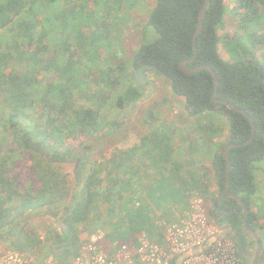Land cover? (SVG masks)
Instances as JSON below:
<instances>
[{"label":"trees","instance_id":"obj_1","mask_svg":"<svg viewBox=\"0 0 264 264\" xmlns=\"http://www.w3.org/2000/svg\"><path fill=\"white\" fill-rule=\"evenodd\" d=\"M78 1L73 4V11L81 10L76 6L90 9L91 0H80L83 5L79 6ZM204 2L156 0L138 30L141 44L134 55L115 62L112 59L107 62L108 69L99 68L101 74L89 80L92 69L89 62L81 67L82 57L78 61L67 57L68 60L60 53L64 46L55 40L58 23L68 19L59 15H65L67 0H0V151L10 138L15 142L10 151L0 152V239L9 240L24 233L30 238L26 252L32 255L48 250L47 255L56 256L59 261L79 255L81 246L89 241L92 227L104 228L111 240L131 246H138L140 236L162 245L165 226L160 221L171 210L176 220V213L189 208L193 191L214 204L217 196L210 191V171L204 166L207 161L211 162L224 208L232 209L228 214L230 226L238 233L245 232L243 206L225 191L224 152L227 146L243 145L251 138V122L226 105L212 102L214 81L209 71L187 75L180 67L195 55L194 35ZM233 2L234 8L230 9L231 3L226 0H210L196 42L197 58L188 67L210 66L220 83L217 99L243 109L254 120L253 141L229 152L230 190L249 207L247 222L255 229L254 224L262 215L253 212L251 206L258 188L257 165L264 163V62L250 54L233 62L225 61L220 54L219 30L225 15L232 13L238 18L245 39L255 46V31H260L264 22V0ZM149 28L158 35L152 42H147ZM54 35L51 53L45 42ZM69 49L66 45L65 50ZM73 50L79 51L76 46ZM149 75L164 80L176 97L184 99L189 127L195 128L196 135V138L189 136L192 142L188 146L189 156L177 132L166 133L162 135V148L154 146L144 154L137 149L117 150L101 163L94 160L79 188H72L60 168L62 163L75 158L70 152L107 128L110 129L103 138L115 136L122 121L120 118L108 120L100 111L102 105L79 106L76 100L84 96L87 102L95 104L100 98L105 103L116 93L113 107L130 114L146 95ZM87 89L90 94L81 95ZM32 112L38 113L39 118L35 120L38 124L34 128L26 127ZM213 114L221 115L225 122L213 118ZM146 115L144 124L151 125L148 121L154 119L153 114ZM175 137L178 140L173 143ZM217 139L223 141L217 142ZM41 146L50 149L54 161L41 153ZM178 147L175 159L183 163L191 159L192 163L185 166L178 161L173 163L174 168L167 170L171 153ZM141 156L153 160L152 167L154 164L157 169L170 172L165 183L173 180V186L158 191L153 184L145 189L139 185L142 178L136 165L142 167ZM183 167H187L185 172ZM72 192L77 198L70 213L61 217V229L51 227L45 242L27 235L23 230L24 215L43 213L44 207L65 200ZM58 241L67 245L63 251L57 252L58 246L51 247L53 242L59 245ZM236 250L242 259V251Z\"/></svg>","mask_w":264,"mask_h":264},{"label":"rangeland","instance_id":"obj_2","mask_svg":"<svg viewBox=\"0 0 264 264\" xmlns=\"http://www.w3.org/2000/svg\"><path fill=\"white\" fill-rule=\"evenodd\" d=\"M67 1L69 2V8H66L65 15H59L61 18L66 16L68 18L67 20H70V24L67 20L58 23L56 33L59 37L57 36L55 40L58 39V44L64 46L61 48L62 50L60 53L65 58L69 57L73 61H78L80 57H82V63H80L81 67L89 62V65L92 68L91 72L88 74L89 80L97 78V76L101 74V68L103 70L108 69L109 66L107 62H111L112 59H114L113 62H115V60L121 59L124 56L131 58L134 55L141 44L138 30H140L141 24L144 23L150 11L156 4V0H91L90 9H88V7L84 8V6H79L80 4L83 5L79 0V7L75 6L81 10L73 11L75 0ZM226 1L231 3L229 7L230 9H233L235 5L233 0ZM67 15H69V17ZM148 30L149 38L147 42L156 40L158 35L155 30L152 28H149ZM259 30L260 31H255L257 38L253 39H255L256 45L252 46L251 43L245 39L238 18L232 13L226 14L223 26L219 30V36L221 38V57L225 61L233 62L250 54L259 57L262 62H264V22L261 24ZM51 37V40L48 39L45 44L50 46L52 53L54 48H52L51 45H53V37H55V35ZM66 45L67 47H70L71 50H65ZM74 46L78 48L79 53L73 50ZM73 51L74 54L72 55ZM95 62H97V64ZM97 71H100V73ZM147 80L149 86L146 95L143 100L139 101L135 109H133V112L130 114H128L126 110L113 107L117 98L116 93L111 99H109V101H107L108 104L107 102L104 103L100 98L96 99L95 104H93L87 102L86 99L83 98L84 96L79 97L78 95L79 98L77 100L75 97L76 104L79 106L96 107L97 105H102L100 111L108 120L117 118L122 119L121 126L116 130L115 136L100 138L99 141L101 145L95 157L97 163L103 162L104 159H109L117 150L127 152L137 149L144 154L148 148L150 149L154 146H161L162 135L166 133L171 134V132L174 131L177 132L178 139L180 138L182 140V143L185 145L184 152L189 156L190 151L188 146L192 145L189 136H192L193 138L196 135L193 134L195 128L191 130L189 127V117L185 110L184 99L176 97L171 92V88L164 84V80L151 75L147 77ZM84 93L89 95V89L81 95H85ZM147 113L153 114L154 119L148 121L151 125L144 124V117L147 116ZM31 116L32 118L26 121L25 126L34 128L36 124H38L35 120L36 118H39V115L36 112H32ZM212 117L219 118L221 121L225 122L221 115L213 114ZM109 129L110 128H107L106 132H108ZM94 136H96V134ZM178 139L175 137L173 143L177 142ZM221 141L223 140L217 139V142ZM14 144V140L10 138L8 142L4 144V148H11ZM177 150H179V147L171 153L172 155L170 154L171 164H167V170H169V168H174L173 166L175 164L173 163H177L178 161L181 162L180 160L175 159V156L178 153ZM141 158L144 160V163H142V167L137 164V170H146L150 160L149 158L145 159L143 156H141ZM160 159H162L161 155ZM29 162L30 160L28 159L27 163ZM181 163L185 166H189L190 163H192V160L187 159L186 162ZM204 166L210 171V191L217 196V199L219 198L218 195H220V193L214 180V174L211 171V162H205ZM60 168L61 172L67 176L69 184L73 188L75 184L73 177L75 165L71 162L70 164L61 165ZM186 168L187 167H183V172H185ZM181 175L185 176L184 173ZM256 175L258 188L257 193L253 198L251 209L253 212L257 214L261 213L262 215H260V220L254 224L255 229H253L258 236L261 237L260 240L263 241L262 254H264V163L257 165ZM185 177L187 178V176ZM189 204L190 206L188 209L184 210L182 213L178 212L175 214L177 218L176 220H174L173 215L171 214L173 211L171 209V212L167 216L164 215V220L160 221V224L165 226L164 236H166L167 228L170 226L182 229L183 220H185L184 227L187 225H194L195 222L203 223L206 231L204 236L206 237H209L212 233L219 234V228L210 215V211L213 210L212 201L207 200V198L202 196V194L197 193V191H193L189 199ZM165 209L166 208H164V211ZM49 210H51L50 206H48L47 210L43 213L26 215L27 218L25 219V227L23 230L27 235L38 237L41 242H45L48 237H50L48 236V232L51 227L61 229V224L58 221H55L54 216L48 214ZM170 210H166V212ZM181 218L185 219L180 220ZM97 231V235L100 234V236H107L108 230L106 231L104 228L95 230L94 227H92V229L90 228L91 234L89 236H92L94 233L96 234ZM29 240L30 238L24 236V233L9 238V240L0 239V257L9 252L20 251L29 254V256L34 258L36 262L40 264L44 262L47 263V261L50 264H69L74 258H65L60 260V262L59 259H56L53 255H47L48 250H43L42 253L37 252L31 255L26 252L29 250ZM58 242L59 245L54 242L51 243V247L55 249L58 246L60 247V250H58V248L57 252L63 251L64 247L67 245L64 244V242ZM165 245L166 243H164V247ZM204 248L206 247L204 246ZM253 250L255 249L253 248Z\"/></svg>","mask_w":264,"mask_h":264},{"label":"built area","instance_id":"obj_3","mask_svg":"<svg viewBox=\"0 0 264 264\" xmlns=\"http://www.w3.org/2000/svg\"><path fill=\"white\" fill-rule=\"evenodd\" d=\"M182 222V229L172 226L167 228L165 247L146 236H140L138 246L121 243L115 244L114 249H106V236L97 235V231L69 264H177L180 257H184L183 264H244L232 240L217 239L209 245L218 233L206 237L203 223L195 222L194 225L184 227L185 220ZM0 264L40 263L27 253L14 251L1 256ZM41 264L50 263L47 261Z\"/></svg>","mask_w":264,"mask_h":264},{"label":"flooded vegetation","instance_id":"obj_4","mask_svg":"<svg viewBox=\"0 0 264 264\" xmlns=\"http://www.w3.org/2000/svg\"><path fill=\"white\" fill-rule=\"evenodd\" d=\"M106 130H104L103 132L97 133L96 136L89 137L85 141V143H83L81 146H78L77 148L73 149L70 152V154L74 156L75 158L62 163L63 165V164H70L71 162H73V164L75 165L74 174H73L74 183H75L73 186L74 189L79 188V183L80 184L82 183L84 179V175H86V173L90 171L89 169L91 168L95 160V157L98 153L99 147L101 145L99 140L100 138L103 137L104 133H106ZM94 138L97 139V142L93 140ZM3 148L4 146L1 148L0 152L4 150L10 151L9 147L8 149L6 147L4 149ZM39 148L41 149L40 151L42 154H44V156H48L49 159L54 161V159H52L53 154L48 147L41 146ZM76 198H77V195L72 192L70 196L66 198L65 200L59 201V202H56V204H50L44 207V211L47 210L48 206H50L51 210L48 211V214L50 216H54L55 221L60 222L62 216L70 213L72 205L75 203ZM229 213H232V209H225L220 198H217L216 200H214L213 210L210 211V215L215 220L219 228V235H220L219 239L230 237L232 241L234 242L236 248L242 251L243 253L242 259L244 261V264H253L255 257H256V251H257L256 238L255 236H252L245 230L244 225H243V228L245 232L238 233V231L234 230L230 226V223H229V215H228ZM23 218L26 219L27 218L26 215H24ZM17 224L19 223L17 222ZM4 231L7 233L9 232V229L5 228ZM259 238L261 239L260 236ZM253 248L255 250H253ZM262 263H264V261L261 260L260 258V264Z\"/></svg>","mask_w":264,"mask_h":264},{"label":"water","instance_id":"obj_5","mask_svg":"<svg viewBox=\"0 0 264 264\" xmlns=\"http://www.w3.org/2000/svg\"><path fill=\"white\" fill-rule=\"evenodd\" d=\"M209 4H210V0H205L204 5H203L202 9L200 10V21H199V24L197 26V29H196V32H195V35H194L195 55H194V57L192 59L182 62L180 64V67L183 70V72L185 74H187V75H193V74H196V73H198V72H200L202 70L209 71L211 73V75L213 77V81H214V93H213V96H212V102L214 104L226 105L230 110H233L236 113L244 115L251 122V125H252V136H251V138L246 143H244L243 145H229L225 149V152H224L225 161H226V187H225V191H226V193H227V195L229 197L237 200L244 207V217H243L244 228L249 234H251L252 236H255L256 243H257L256 257H255V260H254L253 264H260V258H261V254H262L263 245H262V242L260 241V238H259L258 234L254 231V229L251 226L248 225L247 219H248V216H249V213H250V209L247 206V204L244 202L242 197L234 194L230 190L231 157H230V152L229 151H230L231 148H234V147H238L239 148V147H242V146L249 145L253 141V139H254V137L256 135V125L254 123L253 118L246 111H244L243 109L238 108L237 106H235V105H233V104H231L229 102L217 99V93H218V90H219V84L220 83H219V80H218V77H217L215 71L210 66H202V67H197V68H189L188 67V64L193 62L197 58V53L198 52H197L196 42H197L198 36L200 35V33H201L202 29H203L204 20H205V17H206V11H207V8H208ZM93 140L95 142H97L96 138H94ZM219 238H220V235L218 234L215 238H212L210 240L209 245H211L213 242H215ZM183 261H184V257H180L178 262H177V264H183Z\"/></svg>","mask_w":264,"mask_h":264},{"label":"crops","instance_id":"obj_6","mask_svg":"<svg viewBox=\"0 0 264 264\" xmlns=\"http://www.w3.org/2000/svg\"><path fill=\"white\" fill-rule=\"evenodd\" d=\"M152 161L153 160H151L149 164H151ZM138 171L140 172L139 176L142 178V179H140V184L139 185H142V187L145 186L144 189L146 187H148V185H152L153 184L155 186V189L160 191V190L166 189L170 185L173 186V184H174L173 180H171L169 183H168V181H167V183H165V180H167V178L169 176H171L170 172H168L167 170H164L162 168L161 169H157L154 166V164H153V167H152V164H151V168H148L147 170L140 169ZM138 241H139V237H138ZM121 243L122 242H120L118 240H116V241L111 240L108 236H106L105 240H104V245H105L106 249H111V248L114 249L115 248L114 247L115 244H119L120 245ZM164 243H165V241H164ZM162 245H164V244H162ZM83 246H81V249L83 248ZM81 249L79 250V253H80ZM54 257L56 259H58L56 256H54ZM178 260H179V258L177 259V262H178Z\"/></svg>","mask_w":264,"mask_h":264}]
</instances>
